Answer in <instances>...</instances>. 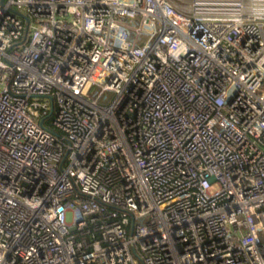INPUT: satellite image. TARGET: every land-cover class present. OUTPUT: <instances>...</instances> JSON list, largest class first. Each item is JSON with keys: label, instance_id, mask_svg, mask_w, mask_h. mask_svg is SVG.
Masks as SVG:
<instances>
[{"label": "built area", "instance_id": "1", "mask_svg": "<svg viewBox=\"0 0 264 264\" xmlns=\"http://www.w3.org/2000/svg\"><path fill=\"white\" fill-rule=\"evenodd\" d=\"M0 264H264V0H0Z\"/></svg>", "mask_w": 264, "mask_h": 264}, {"label": "water", "instance_id": "2", "mask_svg": "<svg viewBox=\"0 0 264 264\" xmlns=\"http://www.w3.org/2000/svg\"><path fill=\"white\" fill-rule=\"evenodd\" d=\"M27 21L29 22V19H27Z\"/></svg>", "mask_w": 264, "mask_h": 264}]
</instances>
